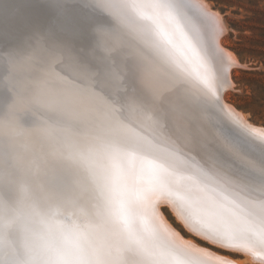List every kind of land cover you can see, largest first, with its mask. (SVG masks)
Segmentation results:
<instances>
[{"label": "snow or ice", "instance_id": "1", "mask_svg": "<svg viewBox=\"0 0 264 264\" xmlns=\"http://www.w3.org/2000/svg\"><path fill=\"white\" fill-rule=\"evenodd\" d=\"M86 6L97 14L78 27L80 45L38 41L11 57L16 70L7 86L28 104L17 116L31 114L32 127L55 147L27 164L18 153L0 154V215L7 221L0 264H232L178 243L164 204L193 232L264 264V135L243 131L238 115L224 121L245 161L221 154L230 169L224 179L186 153L177 130V120L189 122L201 106L225 111L223 78L208 67L194 28L206 18L198 10L190 15L186 0ZM129 28L154 54L150 61L129 51ZM185 75L196 81L191 92L180 87ZM25 171L41 173L58 203L45 206L33 196ZM193 252L206 261H194Z\"/></svg>", "mask_w": 264, "mask_h": 264}, {"label": "water", "instance_id": "2", "mask_svg": "<svg viewBox=\"0 0 264 264\" xmlns=\"http://www.w3.org/2000/svg\"><path fill=\"white\" fill-rule=\"evenodd\" d=\"M68 1L69 0H64V1L56 0V1H48V2L44 1L45 3L44 4L40 0H9V1L7 0L6 6L9 7V12L0 15V32H6L7 34H0V37L4 39H10L12 42L15 43L12 44L14 46V48L12 49L9 48L8 45L0 43V53L8 52L12 56H23L25 53H29L34 45H37V41H39L42 44H45L44 41L47 42L59 41L61 42V44L64 42H70L74 46L80 45L82 43V40L77 36V29L84 21V18L82 17L84 10L81 7L82 5L80 7L79 5H77V9H76L77 11H73L75 10L74 8L76 4L74 2L67 3ZM34 2H39L38 4H36L38 5V7L34 4ZM49 2L58 3V5L55 7V5L50 4ZM186 3L191 5L190 15L195 17V12L196 10H198L199 13L206 18V21L204 23H201L199 20L194 21L195 31L200 33V29L197 27L200 26L203 29L205 28L206 33L208 34L210 32L209 30L210 21L207 15L205 14V12H203L201 8H198L190 0H186ZM20 4L25 6L20 9ZM17 12L22 14V19H23L22 21H24L26 24H23V22L21 21L18 23V25L21 27L17 28L16 25H12L13 29L10 28L7 29L8 26H10V24L8 23L9 22L8 19L15 16ZM105 16L107 17L106 14ZM109 23H111L110 18H109ZM14 28H17V30H15ZM35 30L38 31L37 34L35 33ZM127 31L130 33L129 51L132 54H137L135 55L137 57H143L144 55H146L148 56L147 57L148 59L152 58L154 54L146 46H144L138 40H136L134 31L130 28L127 29ZM26 34L28 35L24 36ZM33 36L34 37L37 36L38 39L37 40L34 39ZM1 40L2 39H0V41ZM19 42L22 44L21 46H23V48H20L21 46L19 47ZM201 42L203 48L206 49L207 56L211 58L213 62L216 64V70L218 71V62H221V59L219 58H221L222 53L207 38H203ZM139 53L140 55H138ZM1 70L6 71V73H8L6 66H3L2 69H0V71ZM64 74L70 75V70L66 71ZM188 91L191 92L192 90H188ZM0 93L2 94V97L8 96V99L4 100V104L0 106V111L7 110L6 107H8L11 104V101L15 98L13 95V91L11 95L5 92V87L2 86L0 87ZM220 93H222L223 95L224 93L223 87L220 88ZM2 97H0V101ZM220 97L221 96H219V104L224 107L222 98ZM7 103H9L8 106ZM192 113L198 117L199 115L202 116V118H204L207 122L210 123V125L213 128V131H215V133L218 135V139H214V138L212 139L219 144V145L215 144V150L219 154V156L222 154L224 157L234 160L238 163L245 162L241 153L233 145L231 141L232 138L224 131V121H227L228 123H233V121L228 117L225 111L221 112L218 107H212L211 105H207L195 109ZM24 118H27L28 121L36 122L35 119L34 120L30 119V116H26ZM36 118L37 120H39L40 116H37ZM189 121H191V119ZM40 124L43 125L42 123ZM32 125L34 124H31L30 126ZM43 126L46 128L45 125ZM241 128L243 131L247 132L250 136L255 138L252 135V133L249 132L247 129L243 127ZM43 134L45 136L46 133ZM182 145L186 153L189 156H194L197 162L206 165L208 168H211L213 171H216L219 174L221 172H224L225 168L222 164L213 165L209 161L205 160V158L201 156V154H199L198 152H195L194 150L185 147L183 143Z\"/></svg>", "mask_w": 264, "mask_h": 264}, {"label": "bare ground", "instance_id": "3", "mask_svg": "<svg viewBox=\"0 0 264 264\" xmlns=\"http://www.w3.org/2000/svg\"><path fill=\"white\" fill-rule=\"evenodd\" d=\"M6 1L7 0H0V15H3V13H8L9 12V7L6 6ZM40 1L42 3H44V1L48 2V1H56V0H40ZM190 1H192L198 8H201V10L203 12H205V14L207 15V17H208V19L210 21V23H209L210 32L208 34L206 33V29L205 28L203 29L200 26H197L200 29V33L199 34H200L201 41L203 40V38H207L222 53L221 58H219V59H221V62H218V72L220 73L221 77L223 78L221 87H223L224 93L222 95V93H220V89H219L218 95L221 96L220 98H222V101H223V104H224V108H225V112L227 113L228 117L233 122L235 121L236 116L238 115L239 116V120L241 122L239 124V126L247 129L249 132L252 133V135L256 139H259V136L264 135V127L256 126V125L252 124L251 122H249L247 120V114L241 113L240 111L235 109V107H233L232 105L228 104V102H226L225 99H224L226 91L229 88H231L233 86V84H234L233 81L231 80V73L233 72L234 68L239 65V62H238L236 56L233 54L234 52L232 53L230 50H228L227 48H225L223 46L221 38L223 37L224 32L227 31L226 29H228V28H225V26H224L223 16L218 11H214L207 0L206 1L205 0H190ZM71 2H74L76 4V6L74 8L75 10H73V11H77L76 10L77 9V5H79V7L81 5L83 6V7L82 6L81 7L84 10L83 15H82V17L84 19L86 17H88V16H91V14L92 15L97 14V13L94 12L93 9L87 7L86 4L82 3L81 0H69L67 3H71ZM38 3L39 2H34L35 5L38 4ZM49 3L55 5V7L58 5V3H51V2H49ZM8 5H9V3H8ZM36 6H38V5H36ZM59 15H62V14H59ZM22 20H23L22 19V14L17 12L15 14V16H13L12 18L8 19V21H9L8 23L10 24V26H8L7 29H9V28L13 29L12 25H16L17 28L21 27V26L18 25V23L21 22ZM22 22H23V24H26L24 21H22ZM17 28H14V29L17 30ZM224 28H225V30H224ZM36 32H38V31L35 30V33ZM0 34H7V33L6 32H0ZM204 34H206V35H204ZM27 35L28 34H26L24 36H27ZM33 38L36 39V40L38 39L37 36L36 37L33 36ZM0 39H2L1 40L2 42L0 41V43L8 45L9 48H11V49L14 48V46L12 44L15 43V42H12L10 39H4V38H1V37H0ZM20 42H19V47L22 45ZM56 42L55 41H48V42L44 41V43L49 45V46L61 44V42H59V41H56ZM20 48H23V46H21ZM26 54H28V53H25L24 55H26ZM133 55H135V54H133ZM207 59L209 61L208 67L211 68V67L214 66L215 69H216V64L213 62V60L211 58H209L208 56H207ZM2 67H0V69H2ZM7 75H8V73H6V71H2L1 70L0 71V78H1L0 82H2L5 79V77H7ZM185 79L188 81V83L182 84L180 87L182 89L192 90L193 91L191 85L196 83L194 77L185 75ZM4 87H5V92H7V93L12 95V90L9 89L7 84H4ZM0 97H2L1 93H0ZM7 99H8V96L2 97V99L0 101V106H2L4 104V100H7ZM14 99L11 101V104L14 102ZM8 105H9V103H7V106ZM27 107H28L27 102L20 100V104L18 106V111L23 113L24 109L27 108ZM6 108H8V107H6ZM232 110H234V111H232ZM5 112H6V110L0 111V114H4ZM41 113H42V115H46L45 113H43V111ZM26 116H30V119L34 120V118L31 115L25 114V115H23L20 118L21 124L24 127H32L33 125L32 126H30V125L34 124L35 122L28 121L27 118H24ZM190 119H191V121H189V122H185L182 119L177 120V122H176L178 124V126H179V128L177 127L178 134L182 137L181 143H183L185 147H187V148H189L191 150H194L195 152H198L199 154H201V156H203L205 158V160L209 161L211 164H213V165L222 164L225 169H224V172L220 173V176L222 178H224V179H228L229 176H230V169L225 166L224 162L221 159H219V154L215 150V144L216 145H219V144L215 140L212 139V138L218 139V135L215 133V131H213V128L210 125V123L207 122L204 118H202V116L199 115V117H198V116H196V115H194L192 113V115L189 117V120ZM38 123H42L43 124V120H41L39 118ZM45 126L47 128V125H45ZM142 131L147 132V129H142ZM53 134L54 135H62V133H57V132H54ZM44 137H45V143L43 145V149H44V151H51L55 147V144L51 140L48 139L47 134H45ZM193 195H196V193H193ZM164 205H166V204H164ZM162 206L163 205L160 206V211H161L162 215L164 216L165 222L169 225V227L171 229L174 230L175 233H177V236L179 238L178 239V243L179 242H185V243L191 245L193 248L205 249L210 254H212L214 256L225 257V258L229 259L232 262V264H246V263H249V264H261V261H259L257 258L252 257L250 254L244 253L242 251H235V250L225 249V248L219 246L217 243L211 242V241L205 239L204 237L198 235L197 233L193 232L187 226H186V228L191 233H193L194 235L200 237L202 240L208 242L209 244L214 245V246H216L218 248H222V249H224V250H226L228 252H232L234 254L243 255L245 258H244V260H242V259L239 260V259H235V258H233L231 256L222 255V254L217 253V252H215V251H213V250H211V249H209L207 247H203V246L199 245L193 239H187V238L183 237L174 228V226L171 224V222L168 220V218L166 217V215L162 211ZM174 214H175V212H174ZM177 218L183 223V221L178 216H177ZM192 258H193L194 261H197V262L206 261V257H204L203 254L200 253V252H193Z\"/></svg>", "mask_w": 264, "mask_h": 264}, {"label": "rangeland", "instance_id": "4", "mask_svg": "<svg viewBox=\"0 0 264 264\" xmlns=\"http://www.w3.org/2000/svg\"><path fill=\"white\" fill-rule=\"evenodd\" d=\"M207 1L214 11L223 16L224 26L228 28L221 38L223 46L234 52L239 62L231 73L234 84L226 91L224 99L241 113L247 114L249 122L264 127V0ZM98 14L103 15L109 23V18L104 13ZM143 57L146 61L151 60L146 55ZM177 127L179 128L178 124ZM162 211L183 237L193 239L199 245L222 255L244 260L243 255L218 248L191 233L170 206L163 205Z\"/></svg>", "mask_w": 264, "mask_h": 264}, {"label": "clouds", "instance_id": "5", "mask_svg": "<svg viewBox=\"0 0 264 264\" xmlns=\"http://www.w3.org/2000/svg\"><path fill=\"white\" fill-rule=\"evenodd\" d=\"M88 5L96 0H81ZM12 55L8 52L0 53V66H6L8 75L0 82V87L8 84L9 76L16 68L11 63ZM10 89V88H9ZM11 90V89H10ZM14 102L8 106L4 114H0V154L7 149L11 153H18L23 157L25 164L42 156V149L45 143L43 131L39 127H24L17 116L20 99L13 93ZM2 162V159H0ZM28 182L32 195L39 198L45 206H52L58 203L57 194L48 186L41 173L29 174ZM7 224L6 218L0 215V228Z\"/></svg>", "mask_w": 264, "mask_h": 264}]
</instances>
